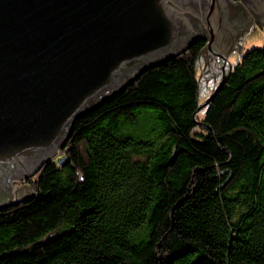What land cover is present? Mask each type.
I'll return each instance as SVG.
<instances>
[{
    "label": "trees",
    "instance_id": "obj_1",
    "mask_svg": "<svg viewBox=\"0 0 264 264\" xmlns=\"http://www.w3.org/2000/svg\"><path fill=\"white\" fill-rule=\"evenodd\" d=\"M203 46L75 122L0 210V264H264V46L198 111Z\"/></svg>",
    "mask_w": 264,
    "mask_h": 264
},
{
    "label": "water",
    "instance_id": "obj_2",
    "mask_svg": "<svg viewBox=\"0 0 264 264\" xmlns=\"http://www.w3.org/2000/svg\"><path fill=\"white\" fill-rule=\"evenodd\" d=\"M254 25L264 0H0V210L33 197L13 184L61 152L77 120L198 40L205 108L264 46Z\"/></svg>",
    "mask_w": 264,
    "mask_h": 264
},
{
    "label": "rangeland",
    "instance_id": "obj_3",
    "mask_svg": "<svg viewBox=\"0 0 264 264\" xmlns=\"http://www.w3.org/2000/svg\"><path fill=\"white\" fill-rule=\"evenodd\" d=\"M254 27H255L257 30H259L261 33L264 34V28H263V27H260V26H258V25H255ZM255 48H260V47H255ZM59 153H60V152H59ZM59 153H58L55 157L59 156V155H60ZM55 157H54V158H55ZM29 180H30V179H29ZM26 182H27V181H25V182L18 181V182H16V183L13 184V187H12V188H14V187H15V188H17V187H21V186H23V185H25V184L29 186V184H27ZM30 188H31V187H30Z\"/></svg>",
    "mask_w": 264,
    "mask_h": 264
},
{
    "label": "flooded vegetation",
    "instance_id": "obj_4",
    "mask_svg": "<svg viewBox=\"0 0 264 264\" xmlns=\"http://www.w3.org/2000/svg\"><path fill=\"white\" fill-rule=\"evenodd\" d=\"M233 1H234V0H233ZM236 1H238V0H236ZM246 21H247V20H245V22H246ZM248 22H249V21H248ZM248 22H247V23H248ZM254 24H255V23H254ZM244 26H245V25H242V27H243L242 30L240 29V30L237 32V34L240 33V31H244ZM254 26H255V25H254ZM244 32H246V31H244ZM198 41L203 42L202 40H198ZM196 42H197V41H196ZM203 43H204V45H205V42H203ZM203 47H204V46H203ZM203 47H202V49H203ZM202 49H201V50H202ZM201 50H200V51H201ZM199 53H200V52H199ZM212 75H213V74H212Z\"/></svg>",
    "mask_w": 264,
    "mask_h": 264
}]
</instances>
